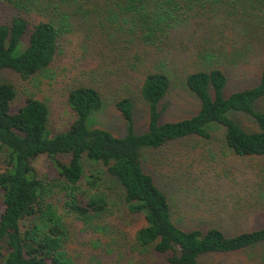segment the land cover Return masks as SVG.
I'll list each match as a JSON object with an SVG mask.
<instances>
[{
	"label": "trees",
	"instance_id": "obj_1",
	"mask_svg": "<svg viewBox=\"0 0 264 264\" xmlns=\"http://www.w3.org/2000/svg\"><path fill=\"white\" fill-rule=\"evenodd\" d=\"M99 1L128 23L132 38L162 52L160 65L145 72L139 83L148 114L146 130L136 131L131 94L115 101L127 127L124 137L91 125L95 112L106 108V98L98 86L80 84L68 93L72 123L53 133L49 104L30 92L14 111L18 90L0 76V149L5 165L0 171V264H80L66 246L65 214L90 226L105 214L112 196L101 189V183L108 176L121 185L127 209L145 218L135 232L134 251L167 255L169 264H209L207 260L211 264L219 255L263 246L264 223L243 230L251 221H244L243 214L264 208V162L257 166L261 179L252 189L225 197L219 188H211L212 195L193 207L201 210L207 205L216 215L214 207L219 205L222 211H231L239 221L226 229L220 226L221 211L209 224L201 221L189 229L179 225L170 196L144 162L148 154L182 137L211 139L217 127L225 130V145L234 154L264 160V58L258 82L229 95L225 92L230 83L225 60L243 56L238 42L243 39L258 52L264 47V0H4L14 12L0 22V73L8 68L23 79L48 75L62 53V39L71 30L66 7L81 11ZM40 13L47 18L35 20ZM186 33L193 35L195 58L181 70L174 69L176 57L167 48ZM136 55L137 61L143 60ZM177 82L197 96L199 110L162 121L167 106L163 101ZM241 114L249 119L247 125L237 117ZM43 154L52 160L51 176H41L33 163ZM62 155L70 158L63 160ZM259 264H264V254Z\"/></svg>",
	"mask_w": 264,
	"mask_h": 264
},
{
	"label": "rangeland",
	"instance_id": "obj_2",
	"mask_svg": "<svg viewBox=\"0 0 264 264\" xmlns=\"http://www.w3.org/2000/svg\"><path fill=\"white\" fill-rule=\"evenodd\" d=\"M3 1L0 0V22L8 21L9 14L14 12ZM104 5L107 6L105 2L102 5L100 1L96 4L90 3L84 5L81 11L74 10V6L66 7L70 14L71 30L62 39V53L51 66L48 75L40 74L34 79H23L11 69L1 70V78L13 83L18 90V98L13 105L14 111L25 103L26 94L33 92L50 106L51 131H65L74 119V113L67 103L70 89L80 84H93L103 91L106 108L93 113L95 115L92 114L95 118L91 125L124 137L127 127L115 106V101L122 95L131 94L136 103V131L142 133L146 130L148 114L139 92V83L145 72L160 65L162 52H156L154 47L143 43L139 37L132 38L128 23L115 14L112 15L110 8ZM51 15L52 12L47 17ZM41 17L47 18L44 13L34 16L35 20ZM191 34H179L180 40H172L167 48L174 58L176 57L174 69L180 66L181 70L195 58ZM29 35L28 32L24 38V46L28 45ZM238 45L242 47L241 59L225 60L230 74V83L225 91L228 95L236 89L258 82L260 63L264 58V47L258 52L243 39ZM136 54L142 55L143 60L137 61ZM192 93L182 82H177L163 101L164 106H167L162 121H175L195 114L200 105L199 99ZM237 117L247 125L249 119L245 115ZM224 132L222 127H217L213 130L211 139L200 136L179 138L181 140L169 142L162 149L148 154L144 162L145 169L156 176L159 185L170 196L174 217L185 229L202 224L201 221H204L203 225L209 224L208 220L216 215L212 213L213 209L211 212L207 210V205L201 207V210L193 208L198 202L212 195L211 188H219L222 196L226 197L230 192L237 193L244 191V188L252 189L256 181L261 179L257 166L264 160L234 154L225 145ZM61 158L68 160L70 157L62 155ZM33 163L43 177L55 173L52 160L46 154L38 156ZM4 168V152L0 149V171ZM89 171L88 167L87 173ZM101 189L112 196V201L107 212L94 220L91 226L73 214H65L69 233L66 246L78 263L169 264L167 255L153 256L137 249L133 250L135 232L146 222L143 214L132 213L127 209L123 203L121 185L108 176L105 182L101 183ZM51 200L53 198H50ZM214 211L218 213L216 216H219L221 211L223 219L219 221H222L220 226L224 229L230 228V225L234 226V221H239L231 211L230 214L226 210L222 211L220 205L214 207ZM243 215L244 221L251 220L244 225L243 230L258 228L264 223V208L258 207ZM263 254L264 245L239 253L215 256L216 261L213 262L259 264ZM207 262L210 264V260Z\"/></svg>",
	"mask_w": 264,
	"mask_h": 264
}]
</instances>
